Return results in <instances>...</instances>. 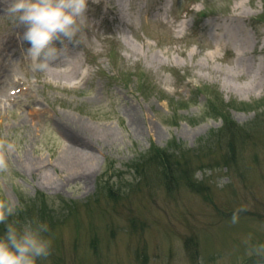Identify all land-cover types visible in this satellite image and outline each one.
Listing matches in <instances>:
<instances>
[{"label":"rangeland","instance_id":"obj_1","mask_svg":"<svg viewBox=\"0 0 264 264\" xmlns=\"http://www.w3.org/2000/svg\"><path fill=\"white\" fill-rule=\"evenodd\" d=\"M235 1L175 0L164 18L156 7L170 0H89L87 23L62 42L81 59L67 83L32 66L24 26L0 1V200L16 229L50 241L37 264L264 263V0L246 1L247 51L234 39L218 46L210 31L238 13ZM238 56L262 76L232 74ZM80 123L117 137L84 142L92 167L74 169L72 158L69 171ZM225 125L241 148L228 168L230 152L213 145ZM169 148L197 155L193 190L146 162Z\"/></svg>","mask_w":264,"mask_h":264},{"label":"clouds","instance_id":"obj_2","mask_svg":"<svg viewBox=\"0 0 264 264\" xmlns=\"http://www.w3.org/2000/svg\"><path fill=\"white\" fill-rule=\"evenodd\" d=\"M89 0H9L7 12L24 26L23 38L28 43L26 56L35 69L45 70L61 54L57 42L72 40L88 20ZM8 167L0 153V170ZM13 208L0 200V223ZM50 253V241L37 228L26 226L19 231L8 225L5 236H0V264H37V257Z\"/></svg>","mask_w":264,"mask_h":264},{"label":"bare ground","instance_id":"obj_3","mask_svg":"<svg viewBox=\"0 0 264 264\" xmlns=\"http://www.w3.org/2000/svg\"><path fill=\"white\" fill-rule=\"evenodd\" d=\"M1 1V0H0ZM3 2L5 0H2ZM247 0H236L234 2L233 10L238 13H234L231 16H229L226 21V24H222L220 27L216 25L213 30L214 35L216 36L215 42L218 44V46L224 47L226 46V40L228 39H234L239 48L242 51H247L249 46L252 45L251 39L247 36H241L242 35V29L239 26V23L242 22L245 18L246 14V4L251 3L252 0H248V3H246ZM1 4V2H0ZM161 9V8H160ZM162 10V9H161ZM159 11V9H158ZM229 24V25H227ZM184 26V30L188 28V25L186 26L185 23L181 24V27ZM212 30V31H213ZM222 31V32H218ZM22 35V34H21ZM123 42L126 44V47L128 50L134 53H138L137 50L131 45V43L128 41L126 37H121ZM9 42L5 43L7 45ZM68 51L64 50V53H67ZM63 55L65 56V54ZM191 55H194L192 52ZM61 56V57H64ZM152 57L154 59H158L157 54H153ZM30 61V60H29ZM80 57L78 55L70 54L66 59L58 58L56 61L53 62L52 66L55 65H68L67 71H56L54 68H48L46 69V74L49 78L52 80L56 79L58 81L63 80L64 82H71L72 80L76 79L79 76V68H80ZM242 56H238L236 58V65L231 69V73L233 74H246L251 78V81H255L256 79H259V77L262 76L263 69L261 67L255 68V66H249L245 64ZM226 77H230V74L228 73ZM81 127L80 133L76 132V134L72 135V145L71 150L72 153L70 156H68L66 159V168L70 171V163L69 159L74 158L75 163L74 166L71 165L72 168L76 169H88L91 168L95 158H94V152L91 150L90 145L84 143L92 138H104V139H115L117 137V134L115 132H112L111 130H104V129H95L92 127H88L87 125H84L83 123L79 124ZM82 135V136H81ZM82 142V143H81ZM78 147V148H77ZM86 153V156L83 154Z\"/></svg>","mask_w":264,"mask_h":264},{"label":"trees","instance_id":"obj_4","mask_svg":"<svg viewBox=\"0 0 264 264\" xmlns=\"http://www.w3.org/2000/svg\"><path fill=\"white\" fill-rule=\"evenodd\" d=\"M225 111H227V108L224 109V112ZM224 118H225V121L229 122V118L227 116H225ZM232 125L234 124L232 123ZM241 129L242 128H240L239 126H235L234 130H241ZM230 130H231L230 125L223 126L222 131L225 132L223 138L217 140V142L213 141V145H217L219 149L223 151V153H225V151L222 149L226 150L225 154L230 152V158H225V157L221 158L226 168L229 167L228 166L229 162L234 160L232 157H234L235 154H237L238 152H241V148L238 147V144L236 145L234 144L233 136L228 137L229 135H231L229 133H232V132H229ZM235 135H237V132H235ZM182 150H183L182 154L178 155V153L175 154L176 151L174 150V148H169L167 150H164V149L157 150L156 149L150 152V154H148L149 158L146 159V162L149 164V167L150 166L154 167L156 170L159 169L163 173V176L165 175L169 176L170 173L172 175H176V179L179 180V183L180 182L185 183L188 185L186 186L189 187V189L193 190V188L195 187V181H194L195 173L190 174L192 172V169L190 167L192 168L194 167V165L197 163L198 157L196 154L192 153L193 152L192 150L180 149L179 151H182ZM209 151L212 154H216L218 152V150L211 152L212 149H210ZM210 153H207L205 155L207 156ZM189 174L191 178L188 177ZM200 189H202L201 185L197 186L196 191H200ZM108 199L115 200L116 198L113 197V195H108ZM13 219H14L13 214L9 215L8 218L6 219V223H8V225H13L16 228L17 223L14 222ZM2 224L3 223H0V236H4L3 234L5 232L7 233L8 231V226H3Z\"/></svg>","mask_w":264,"mask_h":264},{"label":"water","instance_id":"obj_5","mask_svg":"<svg viewBox=\"0 0 264 264\" xmlns=\"http://www.w3.org/2000/svg\"><path fill=\"white\" fill-rule=\"evenodd\" d=\"M260 264H264V263H260Z\"/></svg>","mask_w":264,"mask_h":264}]
</instances>
